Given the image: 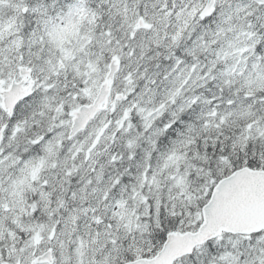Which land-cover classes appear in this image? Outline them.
I'll list each match as a JSON object with an SVG mask.
<instances>
[{
    "label": "snow or ice",
    "instance_id": "1",
    "mask_svg": "<svg viewBox=\"0 0 264 264\" xmlns=\"http://www.w3.org/2000/svg\"><path fill=\"white\" fill-rule=\"evenodd\" d=\"M0 264H264V0H0Z\"/></svg>",
    "mask_w": 264,
    "mask_h": 264
}]
</instances>
